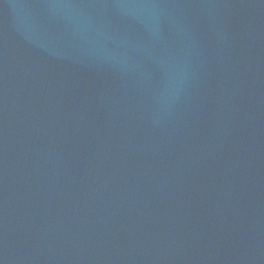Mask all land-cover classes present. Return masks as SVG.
<instances>
[{
    "label": "water",
    "instance_id": "95a60500",
    "mask_svg": "<svg viewBox=\"0 0 264 264\" xmlns=\"http://www.w3.org/2000/svg\"><path fill=\"white\" fill-rule=\"evenodd\" d=\"M0 264H264V0H0Z\"/></svg>",
    "mask_w": 264,
    "mask_h": 264
}]
</instances>
